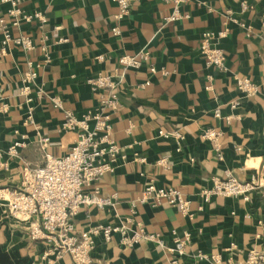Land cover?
<instances>
[{
	"label": "crops",
	"instance_id": "crops-1",
	"mask_svg": "<svg viewBox=\"0 0 264 264\" xmlns=\"http://www.w3.org/2000/svg\"><path fill=\"white\" fill-rule=\"evenodd\" d=\"M243 1L248 4L244 12L240 11ZM22 4L28 13L41 12L47 23L41 29L24 24L11 31L12 36L31 37V52L10 44L0 56V163H6L5 169L0 167V191L21 188L23 167H41L44 154L59 158L67 153L75 138L61 128L64 112L94 111L99 95L88 81L113 74L119 77V105L110 117V137L126 158L113 163L114 172L83 187L85 194L97 189L101 197L114 195L115 201L109 209H80L72 220L75 231L99 224H122L130 230L141 225L145 233L158 235L166 248H173L174 239L183 233H189L191 242L178 257L152 241L126 247L118 235L109 242L97 236L91 264H171L174 260L207 264L198 261V252L218 254L224 264H243L251 250L264 254V0L190 1L180 8L190 18L174 23L165 21L171 5L160 0H135L118 23L111 0H23ZM6 8L0 4V16ZM225 22L228 34L217 42L224 53L225 71L208 70L198 50L200 40L205 33L222 31ZM115 26L118 36L111 33ZM42 35L48 37L44 44L49 63L42 54ZM2 40L0 29V48ZM142 51L149 60L139 69L117 65L124 54L137 57ZM28 61L38 65L31 122L25 121L28 106L19 95ZM235 78L254 82L257 93L242 98ZM144 83L147 86L140 88ZM40 90L43 95L37 97ZM52 99H59L61 108H54ZM231 102L238 103L235 110L229 108ZM216 109L219 118L214 117ZM210 129L221 134L217 140L220 161L213 143L202 138ZM160 131L179 132L183 139L176 144L158 135ZM20 136H26L25 148L19 158H8V146ZM43 138L48 143L41 148ZM162 159L166 167L157 164ZM229 173L239 182L254 178L262 188L246 202L213 197L199 210V191ZM151 183L179 191L191 202V217L165 203L159 207L135 204L144 186ZM5 211L0 200V264L39 263L43 246L28 238L31 223L7 220ZM231 245L235 249L230 250ZM58 264L73 262L65 255Z\"/></svg>",
	"mask_w": 264,
	"mask_h": 264
},
{
	"label": "built area",
	"instance_id": "built-area-1",
	"mask_svg": "<svg viewBox=\"0 0 264 264\" xmlns=\"http://www.w3.org/2000/svg\"><path fill=\"white\" fill-rule=\"evenodd\" d=\"M23 0H0L1 5H7L4 14L0 16V29L2 32V42L0 56L5 53L8 45L29 53L34 49V43L27 34L12 36V30H19L24 24H36L41 29L47 20L41 12L28 13L23 9ZM117 8L113 16L115 22L123 21L129 14L132 3L135 0H111ZM170 4L172 12L165 19L166 22L174 23L181 19H188L190 16L180 12L182 5L194 0H160ZM248 9V4L243 1L240 11ZM236 25L244 27V24L236 19H230ZM224 29L218 33L208 32L202 35L198 50L204 58V66L217 71H225L224 53L218 47V41L225 39L228 34L226 22ZM112 35L118 36L117 26L111 29ZM42 54L45 63H49L50 56L45 42L48 37L41 36ZM58 39L57 42H64ZM102 61V57L97 58ZM149 60V54L142 51L137 57L124 54L117 59V65L121 69H139L141 65ZM38 65L28 61L26 69L21 78V89L19 95L24 98V103L28 106L26 122H31L33 88L37 79ZM154 73V69L150 70ZM165 73V72H164ZM118 79L117 75H98L88 81V86L92 91L97 92L99 98L98 106L94 111L76 115L73 112L65 111L61 128L65 132L73 134L75 140L64 156L53 157L45 155L44 164L41 167H29L25 165L22 169L21 188L17 191L1 190L0 200L5 202L6 211L4 218L14 220L18 223L31 224L27 230L28 238L34 242H39L43 246L39 263L32 264H58L63 256H70L73 264H91V256L95 237L101 236L106 242L112 240L113 235H118L123 246L129 247L141 241L155 242L161 249L166 248L158 235L145 233L141 225L136 230H130L122 224L102 225L99 224L84 231H75L73 218L77 212L85 207H96L99 209L111 208L114 206L115 196L101 197L97 189L92 194H85L83 187H88L98 182L104 175L114 172L113 163L117 160H125V154L110 137L111 136V115L118 108ZM210 80V77L208 78ZM236 90L242 98H248L257 93V85L247 78H235ZM147 86L144 83L140 88ZM211 86L207 88L210 90ZM37 97L43 95L42 90L36 92ZM54 108H61L59 99H52ZM237 102H231L229 108L235 110ZM4 112L6 108L2 109ZM219 110L214 111V117L219 118ZM233 117H228L231 120ZM158 135L163 138H171L177 144L183 139L179 132L164 133L160 131ZM221 134L213 129L206 130L202 138L213 143L217 159L222 160L221 151L217 145V140ZM26 136L15 138L8 146L5 155L11 159L19 158V151L26 146ZM48 143L47 138L41 140V148ZM0 152V159H2ZM166 167V160L162 159L157 163ZM0 167H6V163H0ZM262 188L256 179L251 178L246 182H239L230 173L223 179H212V187L202 189L198 193L200 202L199 210L204 204L210 203L213 197L224 199L240 198L246 202L249 195ZM168 204L178 213L185 217H191V202L184 198L179 191L170 187L158 188L152 183L144 186V190L135 204H150L152 207H159ZM132 205V207L135 206ZM171 234L174 235L172 231ZM191 242L189 233H183L182 237L174 239V247L166 248L169 253L178 257L184 255V247ZM235 249L231 245L230 250ZM199 262L207 264H224L218 254L208 255L198 252ZM177 264V260L171 262ZM243 264H264V254L255 250L249 251Z\"/></svg>",
	"mask_w": 264,
	"mask_h": 264
}]
</instances>
